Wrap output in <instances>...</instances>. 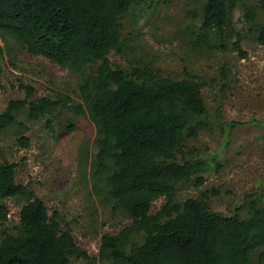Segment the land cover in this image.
<instances>
[{
  "label": "trees",
  "instance_id": "1",
  "mask_svg": "<svg viewBox=\"0 0 264 264\" xmlns=\"http://www.w3.org/2000/svg\"><path fill=\"white\" fill-rule=\"evenodd\" d=\"M139 0H0V35L13 37L27 52L81 72L79 98L41 96L11 99L0 112V131L15 124V115L26 109L29 120L37 121L55 110L86 115L96 127V152L91 162L95 178L111 169L106 181L109 197L126 213L131 223L116 234L101 237L97 258L108 264H262L251 255L264 247V204L250 201L248 214L230 215L209 206L206 191L175 201L176 185L212 165L201 157H178L186 141L196 139L209 124L202 83L193 75L181 79L161 76L151 65H134L126 70L114 66L108 55L119 51L121 19ZM206 0L202 6L201 32L196 39L209 48H224L225 38L235 36L232 49L247 53L242 37L231 21L240 7L249 32L264 45V20L257 21L264 0ZM214 43H210V34ZM2 47L0 46V71ZM51 120H47L51 127ZM67 130L74 129L68 121ZM20 143L27 145V138ZM215 166L220 163L214 159ZM14 162L0 163V225L8 208L1 200L14 198L22 205L15 234L0 240V264H72L71 258L89 259L71 228H64L57 211L28 184L16 181ZM164 202L156 212L153 203ZM144 233L141 243L127 248L129 236Z\"/></svg>",
  "mask_w": 264,
  "mask_h": 264
},
{
  "label": "rangeland",
  "instance_id": "2",
  "mask_svg": "<svg viewBox=\"0 0 264 264\" xmlns=\"http://www.w3.org/2000/svg\"><path fill=\"white\" fill-rule=\"evenodd\" d=\"M205 1L139 0L121 19L120 50H112L108 57L114 66L126 70L148 64L161 76L181 79L188 73L202 83L204 119L209 126L196 139L186 141L178 157L205 158L212 167L200 174L204 181L199 186L194 177L178 183L175 201L182 203L206 191L212 210L245 217L250 201L264 204V45L248 31L240 7L231 12V21L242 37L246 57L232 49L235 36L230 32L224 48L200 43L196 36L202 31ZM257 13V21L262 22L264 9L258 8ZM214 39L211 33L210 43ZM0 46V112L9 100L26 97L24 86L34 89L28 99L68 95L81 102L78 86L89 65L81 72L69 70L27 52L7 34L0 35ZM15 117V124L0 131V163H16V181L28 184L50 213L57 211L62 226L71 228L77 245L90 257H72V264H108L97 258L102 235L116 234L131 219L109 197L106 178L111 169L93 176L94 123L86 115L65 109L37 121L28 119L26 109ZM70 120L74 129L69 132ZM21 137L27 138V145L20 143ZM1 202L8 208V218L0 225V240L4 233L15 234L22 205L14 198ZM163 202L164 198L156 200L152 212ZM143 237L142 232L132 234L126 247L141 243ZM263 253L264 247L258 248L251 260L257 262Z\"/></svg>",
  "mask_w": 264,
  "mask_h": 264
}]
</instances>
